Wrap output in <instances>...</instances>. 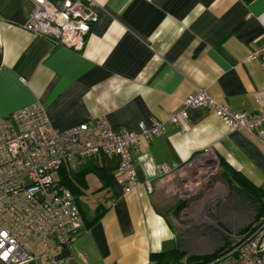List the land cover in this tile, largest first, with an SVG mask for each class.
Segmentation results:
<instances>
[{
    "label": "crops",
    "instance_id": "crops-1",
    "mask_svg": "<svg viewBox=\"0 0 264 264\" xmlns=\"http://www.w3.org/2000/svg\"><path fill=\"white\" fill-rule=\"evenodd\" d=\"M94 2L84 44L67 47L24 27L30 0H0V115L39 102L59 130L98 118L112 131L162 121L133 152V188L117 174V155L59 169L83 221L63 264H150L179 244L165 196L174 177L160 164L174 172L211 146L229 182L264 191V126L258 138L229 130L206 106L187 108L185 129L168 120L197 88L233 111L262 110L264 73L249 56L264 49V0Z\"/></svg>",
    "mask_w": 264,
    "mask_h": 264
},
{
    "label": "built area",
    "instance_id": "built-area-1",
    "mask_svg": "<svg viewBox=\"0 0 264 264\" xmlns=\"http://www.w3.org/2000/svg\"><path fill=\"white\" fill-rule=\"evenodd\" d=\"M30 2L24 27L55 44L82 46L97 19L94 0ZM249 57L257 60L264 73V49ZM260 99L262 110L247 114L231 110L205 89L197 88L183 98L181 108L168 120L185 129L187 108L206 106L229 130L242 129L258 138L264 126V90ZM162 130L163 122L156 120L150 125L138 122L136 129L112 131L101 118L59 130L51 125L39 102L0 115V264H63L60 254L83 228V221L71 190L55 181L52 172L90 155H117V174L133 188L138 183L133 165L137 143ZM259 140L264 146V138ZM193 162L202 170L218 164L208 146L174 172L161 164L158 170L175 177ZM197 179L188 176L189 183L196 184ZM235 237L228 251L205 264H264V213L257 217L254 208L250 222ZM227 256L232 258L226 261Z\"/></svg>",
    "mask_w": 264,
    "mask_h": 264
},
{
    "label": "rangeland",
    "instance_id": "rangeland-1",
    "mask_svg": "<svg viewBox=\"0 0 264 264\" xmlns=\"http://www.w3.org/2000/svg\"><path fill=\"white\" fill-rule=\"evenodd\" d=\"M62 175L60 170L52 172L60 183ZM188 176H196V184L189 183ZM165 196L173 225L179 230V249L185 255L206 256L224 251L227 244L233 246L255 208L249 197L223 176L220 167L202 170L195 162L167 183Z\"/></svg>",
    "mask_w": 264,
    "mask_h": 264
},
{
    "label": "trees",
    "instance_id": "trees-1",
    "mask_svg": "<svg viewBox=\"0 0 264 264\" xmlns=\"http://www.w3.org/2000/svg\"><path fill=\"white\" fill-rule=\"evenodd\" d=\"M62 171V179L61 183L65 185L66 187L68 186V175H66L65 171L61 169ZM231 177L233 179L239 180V175L237 172H230ZM230 181V180H228ZM71 192L73 191L72 188L69 187ZM244 194H246L251 202L253 203V206L256 209V216H260L264 213V205H263V198H264V193L261 191H256L254 190H246L243 189L241 190ZM73 193V192H72ZM98 217V215H97ZM227 247L225 248L224 251H215L212 254L206 255V256H194V255H185V252L179 249V244L175 249L161 252L158 254H151L150 255V264H205L207 262H210L211 260L217 258L218 256L224 254L226 251H228L232 246H229L228 244L226 245ZM184 257L185 260L183 262L179 261V257Z\"/></svg>",
    "mask_w": 264,
    "mask_h": 264
}]
</instances>
